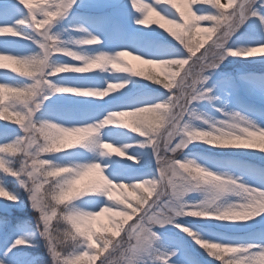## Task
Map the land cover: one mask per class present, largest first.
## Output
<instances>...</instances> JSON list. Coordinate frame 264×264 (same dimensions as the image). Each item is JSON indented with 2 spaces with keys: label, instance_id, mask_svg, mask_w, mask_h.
Listing matches in <instances>:
<instances>
[{
  "label": "rangeland",
  "instance_id": "obj_1",
  "mask_svg": "<svg viewBox=\"0 0 264 264\" xmlns=\"http://www.w3.org/2000/svg\"><path fill=\"white\" fill-rule=\"evenodd\" d=\"M223 2V0H222ZM243 3V0H237ZM31 5L32 11L36 13V18L43 17L42 10H56V5L61 0H26ZM4 4V0H0ZM136 7L133 8L132 0H76L71 9L61 16L57 17L46 29H41L40 33L33 30V27L23 26L13 28L17 32L16 36L0 32V56L8 57L0 67V84L7 88L14 86L24 87L31 84L33 79L28 70L23 68L21 57H36L41 52L40 44L45 43L43 32L46 31L49 36L56 41L58 48H64L54 52L51 62L56 65H68L73 68H82L87 63L92 62L90 59L97 55L104 54L109 57L114 56L121 51H127L128 56L123 57L134 70L141 73L139 76H133L130 73L118 72L114 69L101 71L96 68L88 73H60L50 77L49 83L57 87H67L77 89L78 91H103L109 84H123L120 88L104 98L76 96L72 93H57L49 96L47 99L40 100L37 97L35 102L40 104L39 110L35 112L33 120L39 125L41 122L54 123L60 127H86L94 126L101 123L110 113L116 111L134 110L139 107L149 106L153 103L162 102L167 99L169 92L165 89L143 79L147 74V65L141 64L132 58L133 55L140 56L142 59H176L183 56L179 44L171 33L177 36L182 35V29L164 23L160 19L163 16L161 8L168 10L177 18V23H188L190 19L189 12L194 10L197 15H214L216 10L209 4L189 5L187 0H135ZM153 8L152 13L144 11V6ZM153 5L155 7H153ZM6 11L11 10V5L4 4ZM18 14L13 15L11 19H0V26H13L14 21L27 15L28 9H23L17 5ZM139 9V11H138ZM257 16L248 18L235 34L228 40L226 48L229 50L240 51L243 53L251 47L264 46V24L260 19L264 18V8H257ZM159 13V15H156ZM147 17V23L138 25L134 21ZM171 17H165L168 19ZM223 23L224 18L218 17ZM35 23V19L33 18ZM215 21H203L195 31L198 37V46L194 51L199 56L205 48L211 43L213 33L208 31ZM82 29V31H80ZM95 37L99 43L95 45L83 44L82 41ZM215 37L213 36V39ZM52 41H47L45 47L48 48ZM204 46V47H203ZM203 47V48H202ZM72 53V56L65 53ZM17 61L21 63H16ZM187 67V66H186ZM153 71H158L153 69ZM264 73V54L256 52L253 56L244 57H227L218 68L206 73L210 76L205 88H212V95L217 97L211 104L208 101L194 103L193 107L198 113L211 116L214 120H222L220 112L215 109L219 108L224 112H236L241 117L248 120L256 128L264 130V86L255 82L252 75L254 73ZM17 96L14 93H0V147L5 143H10L7 138L13 142L17 137H22L20 125L15 123L14 109L19 107L25 100L26 93L23 88H15ZM158 89L162 96L158 99L150 97V91ZM46 94V93H45ZM31 103L29 107H31ZM22 113V112H19ZM127 121V118H125ZM227 131V129H223ZM5 139L2 140L1 138ZM7 137V138H6ZM112 143L114 146L124 149V157H103L98 154L96 143ZM83 141L77 143L76 147L65 148L58 153H43L39 156L34 155V145L32 142L22 145L21 152L16 151L13 156L11 153H0V169H9L12 172H19L22 162L26 160L32 165L28 171L32 173V179L29 180L26 174H21L18 182L23 181L27 186L40 184L43 188L40 190V196L43 195L44 188L47 184L36 180L40 175L42 168L53 170V167H64L70 171L71 187L78 191L83 185L93 180L94 174L83 175L79 172L80 167L89 163H100L105 167V175L109 179L121 180L125 183L138 182L140 180L152 179L156 175V164L153 157L152 148L140 145L146 144V138L132 132L126 128H120L115 125H107L98 130L96 137L92 138L89 145H81ZM219 149L205 146L203 144H193L185 149L183 156L178 159L183 160L185 157L193 160L196 164L214 175L222 178L236 180L237 183H243L245 187L256 188L258 191H264V176L248 174L241 169L228 166L220 161L218 155ZM131 157V159H128ZM62 173V172H61ZM7 174L0 170V185L4 188V178ZM20 185V184H19ZM20 187V186H19ZM21 188V187H20ZM7 189V188H5ZM8 190V189H7ZM17 203H10L0 197V217L6 216L9 222L14 217L21 215H30L37 225L39 213L34 212L31 208L28 195L21 188ZM9 191V190H8ZM140 191L145 194V199L141 201L136 193L125 190L123 193H111L114 201H107L100 195H89L80 197L77 208L84 212H95L101 207L107 206L108 203H114L121 200L123 204L118 208L102 212L89 220L74 221L76 233L86 237L89 243L88 249L82 253L87 258L88 264H100V260L113 251V245L119 247V241H123L124 248L113 256L114 260L121 261L123 264L126 257L121 253L128 249L129 239L124 230H130L138 216L136 211L132 210L131 214L121 211V208H130L127 200L139 203L141 209L147 205L153 195V190L141 187ZM11 192V191H10ZM24 199H21V198ZM201 197L192 194L185 198L187 204H196ZM232 199V198H229ZM57 207V206H56ZM76 208V209H77ZM57 211L59 209L57 207ZM50 217V224L57 223L58 213L46 212ZM3 220V219H2ZM0 220V242L6 232V226H3ZM118 221V223H117ZM72 224V222L70 221ZM175 224L182 228L188 229L195 236L203 238L207 243H246L256 242L264 244V214L257 217L255 221L248 222L247 225L226 226L221 222L201 219L198 217H182L174 221ZM42 230V225L40 226ZM160 239L153 244L147 256H140L133 259V264H140L143 260L145 264H162L167 260V264H200L197 259L191 255L196 247L200 248L195 241L185 232L173 225H166L163 228H154ZM135 235V233L133 234ZM7 235H5L6 237ZM19 238L16 235L6 237L7 242L2 250L0 259L12 264V254L17 253L22 248L13 249L4 256L5 250ZM43 248L48 251L45 241L40 236ZM134 239L132 243H134ZM105 250L103 256H100ZM198 256L207 264H219V261L209 257L203 249H198ZM175 253V255H172ZM160 257V259H157Z\"/></svg>",
  "mask_w": 264,
  "mask_h": 264
},
{
  "label": "clouds",
  "instance_id": "obj_2",
  "mask_svg": "<svg viewBox=\"0 0 264 264\" xmlns=\"http://www.w3.org/2000/svg\"><path fill=\"white\" fill-rule=\"evenodd\" d=\"M25 3L26 0H21ZM162 0H157V3ZM189 5L209 4L216 10L214 15H197L194 10L189 12L190 19L185 22L177 23L174 20L165 19L160 16L164 23L175 25L182 29V35L175 37L184 56L188 59H142L140 56L133 58L143 65H147V74L143 79L159 85L167 92L176 89L177 98L168 95L167 99L162 102L153 103L149 106L139 107L128 112H112L101 123L88 126L93 129L89 132L86 128H65L54 123L41 122L39 128L32 125L34 155L39 156L43 153H58L65 148L76 147L77 143L83 141L87 136L96 137L98 130L107 125H115L120 128H126L146 138L148 147L152 148L154 154H159V160L155 161L156 175L152 179L140 180L138 182L125 183L121 180L109 179L105 175V167L100 163H89L86 167L79 170L83 175L94 174V179L88 184L83 185L75 193V199L89 195L103 196L107 201H114L111 196L113 192L123 193L126 189L136 193V196L143 201L145 194L140 191L141 187L153 190V197H159L165 205L164 211L159 215L160 223L156 226L163 228L166 225H174L180 231L187 233L195 243L205 251V253L219 261V264H264V244L256 242L246 243H207L203 238L195 236L188 232V229L182 228L175 224L178 218L198 217L201 219H210L221 222L226 226L247 225L248 222L255 221L257 217L264 214V191H258L256 188L245 187L243 183H237L236 180L222 178L205 170L196 164L193 160L186 157L181 160L185 149L193 144H203L214 148H233V149H259L264 153V130L256 128L248 120L236 112H224L216 108L224 117L222 120H214L211 116L198 113L193 107L187 114H184L177 107L181 101L196 93H201L200 101H208L210 104L218 99L212 95V88H205L210 79L209 75L213 70L206 73L201 71L202 64H207L209 59L217 55H223L225 59L231 55V50L226 48L228 42L227 33L233 28L240 25L241 17L250 18L257 16V8H264V0H243L238 3L237 0H187ZM147 12L152 13L153 8H147ZM50 14V13H49ZM159 15V13H156ZM218 17H223L221 23ZM203 21H215L208 31L212 32L211 43L206 48L209 59H200L194 47L198 46V37L195 31L200 27ZM43 23V21H41ZM202 28V27H200ZM213 36L215 37L213 39ZM41 48L40 54L27 63L22 62L23 68L28 70L33 79L28 86L30 93L26 95L25 100L19 107L13 111L25 113L30 119V113L39 110L35 100L37 97L47 99L51 95L57 94V87L49 83V77H54L60 73H69L80 71L81 68H73L68 65H56L51 62L54 52L64 48H58L56 41H52L50 47ZM98 43V41H97ZM204 47V46H203ZM202 47V48H203ZM247 51L261 52L264 54V46L249 48ZM65 55L72 56V53L66 52ZM122 53H116L114 56L106 58H97L94 63L97 67H90L87 63L84 67L91 72L98 68L101 71L114 69L118 72L130 73L133 76H139L127 62L123 60ZM131 55V54H127ZM197 56L198 59L193 63L190 69L184 71L183 86H180L179 73L187 69L189 60ZM10 59L0 56V67L3 61ZM16 63H21L17 61ZM187 66V67H186ZM158 71H153V69ZM197 76L200 77L197 80ZM206 77V78H205ZM195 81V82H194ZM171 85V87H168ZM123 87V84H110L105 90L97 91V98H104L111 92ZM66 91L77 92V89H66ZM0 93H17L15 88H7L0 84ZM46 93V94H45ZM30 95V98H29ZM31 103V107H29ZM182 106V105H181ZM3 114H0V118ZM127 118V121H125ZM227 129V131H223ZM98 154L103 157H124V149L114 146L112 143H98ZM131 159V157H128ZM53 170L42 168L40 175L35 179L47 184L41 195V211L58 213L57 223L52 225L50 235L51 243L59 254L55 259L52 257V264H61L59 256L63 249L70 245L73 249H85L80 247L85 241L73 235L72 227L68 223H63L67 218H75L80 221L89 220L102 212L110 211L120 207L118 201L108 203L107 206L101 207L95 212H84L76 208L64 207L57 211L56 204L53 203V194L64 192L65 189H71L73 182L68 181L67 177L59 176L61 172H67L64 167H52ZM50 177H56L50 179ZM197 194L201 197L200 201L189 207L185 198ZM232 198V199H229ZM130 208H121V211L131 214L132 210L136 215L141 216V206L132 200H127ZM150 199V200H151ZM37 217V231L45 241L46 247L49 246V240L43 233V225L40 222V212ZM118 223V221H117ZM145 223H148L145 220ZM42 225V230L41 226ZM70 226V227H69ZM143 225L136 228V233L140 234L141 239L146 233L142 232ZM157 241H153V244ZM132 241H129L131 246ZM116 253L124 248L123 241H119V247L113 245ZM114 253V256L115 254ZM105 264H110V260ZM119 264V261H118Z\"/></svg>",
  "mask_w": 264,
  "mask_h": 264
},
{
  "label": "snow or ice",
  "instance_id": "obj_3",
  "mask_svg": "<svg viewBox=\"0 0 264 264\" xmlns=\"http://www.w3.org/2000/svg\"><path fill=\"white\" fill-rule=\"evenodd\" d=\"M9 3L11 5L10 12L6 11L4 8V4H9ZM75 3H76V0H61V3L56 5V10H51L50 8H48L49 10H42L43 11V17L37 19L36 13H34L32 11L31 5H28L26 2L22 3L21 0H4V4H0V19H2V20L11 19L13 15L18 14L19 9L17 8V5L22 6L23 9H28V11H27L26 16H23L21 19L14 21L13 26H11V27L0 26V32H2V34L8 33L12 36H16L17 32L13 30L14 27L19 28V27H23V26H28V27H33L34 31H36L37 33H40L41 29H43V30L46 29V27L48 25H50L57 17L61 16L62 14L67 13ZM131 6L133 8L136 7L135 0H132ZM153 7H155V6L153 5ZM147 8H151V7H148L147 5H145L144 11H146ZM138 11H139V9H138ZM160 12L165 17H171V18H168L169 20H174L177 22L176 16L174 14L170 13L168 10L161 8ZM148 13H150V12H148ZM33 18L35 19V23L33 22ZM247 19L248 18H245L242 15L240 25L236 26L230 32L227 33L228 40L232 37L233 34H235L237 32V30L241 27V25H243L245 23V21ZM41 21H43V23H41ZM260 22H261V24H264V18H261ZM134 23H136L138 25H144L147 23V17L145 16L143 19L140 18V19L134 21ZM80 31H82V29H80ZM43 35H44L45 40L54 41L53 38L47 34L46 31L43 32ZM97 41H98L97 38L90 37V38L82 41V43L87 44V45H95V44H97ZM98 43H99V41H98ZM39 47L43 48L44 45L40 44ZM251 48H256V47H251ZM119 53L124 54L123 57L128 56L127 51H121ZM255 53H256L255 51H244L243 53H241L240 51L231 50L230 56L231 57H239V56L243 55L244 57H250V56H253ZM134 56H136V55H133L132 58ZM106 57H109V56L104 55V54H100V55L95 56L94 58L90 59L93 63H90L89 66L90 67H97V65L94 63V61L97 58L102 59V58H106ZM35 58L36 57H30V58L21 57V60H22V62L27 63L29 61L34 60ZM199 58L202 60L203 59H209L208 54L206 52V48L199 55ZM178 59H188V57L183 55ZM197 59H198L197 56H193L189 60L188 68L182 70L179 73V76L181 78L180 79V86L181 87L183 86L184 71H187L188 69H190L191 66L193 65V63ZM224 60H225V57L223 55L214 56L211 59H209V62L207 64H202L201 71L206 73L208 70H215L216 68L219 67V65ZM88 72L89 71H87V69L81 68L80 71L71 72V73H88ZM138 74L141 75L140 72H138ZM49 79H50V77H49ZM199 79H200V77L197 76V80H199ZM3 84H7V83H3ZM123 87H124V85H123ZM168 87H171V85H169ZM11 88H23L24 93H26V94L30 93V89L28 86H24V87L14 86ZM66 89H71V88L62 87V88L57 90V93H68V92H70V91H66ZM70 93H72L73 95H76V96H84V97H97V95H98L97 91H86V90L77 91V92H70ZM169 95H173L174 98L178 99V96L176 95V89H173L172 92L169 93ZM201 95H202L201 93H196V94L192 95L191 97H188L186 100L181 101L180 104L177 105V107L180 109V111L182 113L187 114V112H189L193 108L194 103L200 102ZM29 98H30V95H29ZM39 107H40V105H38V108ZM128 111H131V110L116 111V112H128ZM34 114H35V112L30 113V119L28 118V116L25 113H19L18 112L15 115V123L20 125V130L23 133V136L17 137L13 142L8 143V144L4 145L3 147H0V153H11L14 156L17 150L18 151L21 150L22 145L28 144V143L33 141L34 129L32 128V125H36V127L39 128V125H37L33 120ZM74 128H86L89 132L93 131V129L88 128V126H86V127H74ZM92 138H93L92 136H87L83 140V143L81 145H89L90 142L92 141ZM97 146H98V142L95 144L96 148H97ZM140 146L145 147V146H148V144L146 143V144H142ZM159 158L160 157H159L158 153L154 154L155 161H158ZM86 165H84L80 168H84V167H86ZM31 167H32V165L29 164L26 160H24L22 162V166H21L19 172H12V171H9V169H7V168L0 169V170H3L4 173H6L7 175H11L14 178H18L21 174H26L28 179L31 180L32 179V173H31V171L27 170V169H30ZM19 186L22 189H24V191L27 193L28 201H29V204H30L31 208L33 209V211L34 212H40V222L43 225V229H44L42 235L45 236L46 238H48V240H49L48 251L51 254V256L55 259L59 254L56 252L55 247L51 243L52 237L50 235V232H51L52 224H50V222H49L50 217L41 211V199H40L41 196H40V194H38V193H40V190L43 187L40 184H35V185H32L30 187V186H27L23 181L20 182ZM0 197H4L3 200H6V201L13 203V204L17 203L19 200V197L16 194L8 191L2 185H0ZM53 199L54 200L56 199V194H53ZM145 205H147V207L144 206L142 208L141 216L138 217L137 221L133 225L129 226L130 230H124L125 235L128 236L129 241H132L134 239L135 242L131 243V246L128 249H126L124 252L121 253V255L125 256V257H126V253L129 254L127 260L123 261V264H133L134 258H137L140 256H147L149 254V250L153 246V241H158L160 239L158 234L155 231H153V229L154 228H160L156 225L160 223V220L158 219V217L160 214L163 213L165 205L163 204V202L160 200L159 197H153V199L147 201V203ZM188 206L191 207V206H193V204H191V205L188 204ZM145 220H147L148 223H145ZM139 225H143L142 232L146 233V235L143 236V239H141L140 234L136 233V228ZM188 232H190V231H188ZM134 233H135V235H133ZM23 243H24V241L21 238H17L16 240H14L13 243L5 250L4 256L7 257L8 253L12 252L13 249H18V246L22 245ZM116 251L117 250L114 248H113L112 252H108V250H105L100 256H103L105 252H108V255L106 257H104V259L100 260V264H105V262L109 261V260H110V264H118L119 260L113 259L114 253H116ZM172 255H175V253H172ZM157 259H160V257H157ZM0 264H7V261L4 259H0ZM119 264H121V261H119ZM140 264H145V262L142 260L140 262ZM162 264H167V260H164L162 262Z\"/></svg>",
  "mask_w": 264,
  "mask_h": 264
},
{
  "label": "trees",
  "instance_id": "obj_4",
  "mask_svg": "<svg viewBox=\"0 0 264 264\" xmlns=\"http://www.w3.org/2000/svg\"><path fill=\"white\" fill-rule=\"evenodd\" d=\"M252 75L255 79V82L258 84H262L264 86V73H254L249 74ZM150 97L152 99H158L162 96V92L158 89L152 90L149 92ZM5 133L0 135L3 136ZM7 138V137H6ZM10 138V137H9ZM7 138L11 143V139ZM2 140L5 138L2 137ZM8 143H5V145ZM219 153L216 157L227 164L230 167L238 168L248 174H256L264 176V153L259 152V149H233V148H218ZM53 167V166H52ZM59 176L67 177L68 181H70V171L59 173ZM4 178V186L9 191L16 193L18 196L22 194V190L19 187V182L16 178L11 175L3 176ZM56 177H50V179H55ZM48 186V185H47ZM46 186V187H47ZM76 190L71 187V189H65L64 192H57L56 199L53 203L56 204L58 209H62L64 207L68 208H77L78 203L81 201L80 199H75ZM21 199H24L23 197ZM119 204H123L121 200H117ZM81 211V209L77 208ZM8 216V215H6ZM6 216H1V223L7 221ZM75 218H67L65 222L68 223L72 227L73 235L85 241L84 244L80 245L86 251L90 250L89 243L83 235L80 233H76L74 229V221ZM72 222V224L70 223ZM3 226H6V232L3 236L2 242H0V256H2V250L7 243L5 241L6 237L9 235H16L21 238L24 243L22 244V248L15 254H12V264H52V257L46 252L43 248L42 243L40 241V235L37 231V225L35 224L33 218L29 215H21L14 217V220L3 223ZM69 226V227H70ZM5 235H7L5 237ZM198 247L193 250L191 253L193 257L197 259V262L200 264H207L205 261L201 260L198 256L197 251H199ZM81 249H73L70 245L66 246L61 252L59 259L61 264H88L87 258L82 255Z\"/></svg>",
  "mask_w": 264,
  "mask_h": 264
}]
</instances>
